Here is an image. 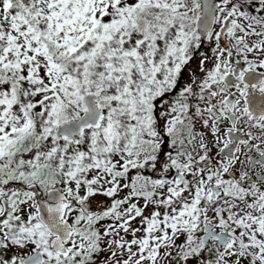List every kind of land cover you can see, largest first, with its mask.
<instances>
[{
    "label": "snow or ice",
    "instance_id": "1",
    "mask_svg": "<svg viewBox=\"0 0 264 264\" xmlns=\"http://www.w3.org/2000/svg\"><path fill=\"white\" fill-rule=\"evenodd\" d=\"M0 264H264V0H0Z\"/></svg>",
    "mask_w": 264,
    "mask_h": 264
}]
</instances>
